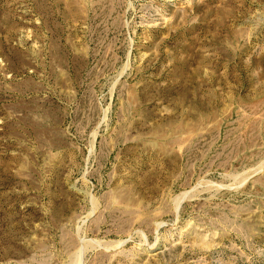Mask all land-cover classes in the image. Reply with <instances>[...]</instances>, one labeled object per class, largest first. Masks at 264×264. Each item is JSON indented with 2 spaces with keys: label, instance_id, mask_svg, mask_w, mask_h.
<instances>
[{
  "label": "rangeland",
  "instance_id": "obj_1",
  "mask_svg": "<svg viewBox=\"0 0 264 264\" xmlns=\"http://www.w3.org/2000/svg\"><path fill=\"white\" fill-rule=\"evenodd\" d=\"M0 264H264V0H0Z\"/></svg>",
  "mask_w": 264,
  "mask_h": 264
}]
</instances>
